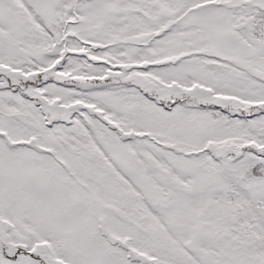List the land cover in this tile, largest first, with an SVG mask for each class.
Returning a JSON list of instances; mask_svg holds the SVG:
<instances>
[{
	"label": "snow or ice",
	"instance_id": "6c2138e0",
	"mask_svg": "<svg viewBox=\"0 0 264 264\" xmlns=\"http://www.w3.org/2000/svg\"><path fill=\"white\" fill-rule=\"evenodd\" d=\"M0 264H264V0H0Z\"/></svg>",
	"mask_w": 264,
	"mask_h": 264
}]
</instances>
